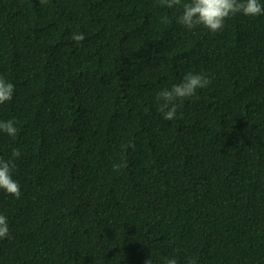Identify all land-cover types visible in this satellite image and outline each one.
<instances>
[{"label":"trees","instance_id":"16d2710c","mask_svg":"<svg viewBox=\"0 0 264 264\" xmlns=\"http://www.w3.org/2000/svg\"><path fill=\"white\" fill-rule=\"evenodd\" d=\"M181 13L0 0V157L21 150L0 264H264V15L211 33ZM189 71L212 82L165 120L157 93Z\"/></svg>","mask_w":264,"mask_h":264},{"label":"clouds","instance_id":"9594fccd","mask_svg":"<svg viewBox=\"0 0 264 264\" xmlns=\"http://www.w3.org/2000/svg\"><path fill=\"white\" fill-rule=\"evenodd\" d=\"M161 6L172 8L181 6L182 13L176 18V22L186 29L203 27L211 33L221 31L225 27L226 19L240 13L245 16L264 15V3L261 0H158ZM163 23L168 22V17H161ZM76 43L84 41L82 33H74L71 37ZM211 78L204 73H194L189 71L183 77L182 82L173 84L171 88H164L157 93L156 99L162 102L160 110L165 120L177 118L179 107L185 99L196 95L201 88L211 84ZM15 85L0 75V105L10 101L14 94ZM17 122L14 119L0 120V132L15 138L18 133ZM128 147L135 148L134 143H129ZM21 156L19 148H13L10 156L5 159L0 157V189L17 200L21 195V186L13 178L16 161ZM124 164L113 165L114 170L126 167ZM10 238V227L8 218L0 214V240ZM145 264H153L152 260H146ZM166 264H177L175 258L166 260Z\"/></svg>","mask_w":264,"mask_h":264}]
</instances>
